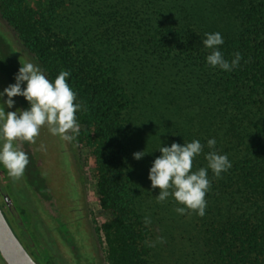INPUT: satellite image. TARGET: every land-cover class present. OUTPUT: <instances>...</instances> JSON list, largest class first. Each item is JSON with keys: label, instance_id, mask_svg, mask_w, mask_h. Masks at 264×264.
<instances>
[{"label": "trees", "instance_id": "obj_1", "mask_svg": "<svg viewBox=\"0 0 264 264\" xmlns=\"http://www.w3.org/2000/svg\"><path fill=\"white\" fill-rule=\"evenodd\" d=\"M0 17L50 81L70 70L107 264H168L145 241L156 222L174 229L185 214L172 196L157 202L149 170L161 146L194 139L204 148L193 171L213 150L232 166L208 169L205 215L184 222L202 249L179 264H264V0H0ZM216 32L225 59L242 55L232 71L207 63L205 33Z\"/></svg>", "mask_w": 264, "mask_h": 264}, {"label": "clouds", "instance_id": "obj_2", "mask_svg": "<svg viewBox=\"0 0 264 264\" xmlns=\"http://www.w3.org/2000/svg\"><path fill=\"white\" fill-rule=\"evenodd\" d=\"M203 41L205 47L212 49L207 55V63L211 67H219L225 71H232L239 66L242 55L239 51L233 54L229 62L219 50L224 43L219 32L205 33ZM15 76L16 82L9 84L0 92V98L7 95V100L0 103V164L7 169L8 176L14 181L20 180L29 164L28 154L22 150L20 142L35 144L42 127L47 126L48 131L59 136L61 140L73 142L79 135L80 126L77 122V112L82 104L77 102V93L68 83L70 70H61L54 82L50 81L45 73L34 63H21ZM26 82L25 87L21 84ZM23 96L29 102L30 108L17 111H5L4 105L12 108L15 96ZM86 110V109H85ZM210 149H215L214 138L207 141ZM204 145L199 140H192L183 145L173 142L171 146H161L162 153L156 157L150 170L149 179L153 189L159 188L158 203H163L172 196L184 207H177L178 214H185L186 210L195 212L201 217L205 215L207 206L206 193L210 190L211 181L208 178V169L216 177L231 168V162L226 154L209 151L206 155L208 167H201L193 171V161L203 151ZM39 151H46L41 144ZM145 152H136L134 157L140 159ZM145 226L152 223L151 216L143 218ZM165 238L158 236L155 241H145L147 247L154 248L163 244Z\"/></svg>", "mask_w": 264, "mask_h": 264}, {"label": "flooded vegetation", "instance_id": "obj_3", "mask_svg": "<svg viewBox=\"0 0 264 264\" xmlns=\"http://www.w3.org/2000/svg\"><path fill=\"white\" fill-rule=\"evenodd\" d=\"M2 21L4 20L0 17V74L8 86L16 82L15 76L21 63H37L24 49L12 28ZM25 86L26 82L21 84L22 88ZM15 100L17 110L30 108L25 97L18 95ZM43 130L41 128L40 135ZM17 143L29 156L24 176L14 181L8 176L7 169L0 164V172L5 179L3 182L0 173V209L13 224V228L37 256L42 253V249L33 246L32 236L42 240L43 251L47 256L43 264H103L96 244L97 226L92 227L91 224L93 218L90 219L87 208L83 176L71 143L64 141L63 144L69 152L77 178V194H72L71 190L65 192L64 188L60 199L42 172V168H46V160L44 152L38 150L39 141L36 140L35 144L26 141ZM56 174L59 181L65 179V172L58 166ZM82 248L85 254L81 253ZM2 262L6 264L3 260Z\"/></svg>", "mask_w": 264, "mask_h": 264}, {"label": "rangeland", "instance_id": "obj_4", "mask_svg": "<svg viewBox=\"0 0 264 264\" xmlns=\"http://www.w3.org/2000/svg\"><path fill=\"white\" fill-rule=\"evenodd\" d=\"M29 4H33L36 0H26ZM41 3H44V0H39ZM3 24H6L4 21H2ZM5 79L2 78L0 74V92H3L4 88L7 87ZM8 84V83H7ZM9 85V84H8ZM15 103L12 108H8L5 104V111H17L16 106L17 102L15 100V97L12 98ZM7 100V95L4 94L2 98H0V103H3V101ZM44 128L42 135H39L37 137V142L39 141L38 146L40 147L41 144H44L46 146V151H42L45 154V160H46V168H42V172L47 176L46 179L51 184L52 189L55 191L56 195L60 198L63 197V189L65 188V192L67 190H71L72 194H77L76 184H77V178L75 175L74 169H72V163L70 161V156L68 150L64 147V141L60 139L59 136L52 135L49 131L47 126L42 127ZM71 146L74 149V153L76 154V158L78 161V168L80 170L81 175L83 176V183H84V190L87 198V208L88 212L90 214V219L93 222H91L92 227L98 226L102 223V217H103V211L101 209V206L99 204V200L96 196V175L93 169L92 161L90 157L88 156V148L85 146H81L77 140H74L71 142ZM59 147V148H58ZM60 167L65 172V179H62V181H59V179L56 177V168ZM1 173V172H0ZM1 176L3 177V174L1 173ZM4 182V177H3ZM1 183V182H0ZM2 184V183H1ZM0 184V185H1ZM71 184V185H69ZM2 187V185H1ZM71 188V189H70ZM184 207V205L182 206ZM185 213L184 222L187 219L189 215V210H186ZM163 222L165 220H162ZM181 219L180 227L177 225V223L174 224L175 228H168L166 225L162 224L161 222H156L154 224V231H155V237L162 236L165 238V242L163 244H157L156 251L158 250L159 253H161L163 250H165L167 263L168 264H175L174 260H178L177 264L179 262H185V259L182 258V254H184L186 251L195 249L196 253H198L202 249V245L200 239L196 243L194 241H190L187 237L191 235L190 231H188V227L185 225ZM80 225L82 224L79 222ZM10 225L13 228V224L10 222ZM181 228V229H180ZM167 230L170 232L173 237L170 240H166V236L163 234L164 230ZM15 234L18 236L19 240L23 244L24 248L27 250V252L30 254L32 259L37 264H43V261H46V254L43 251V245L42 240H38L34 236H32V242L33 246L37 248L42 249V253L40 252L37 256L35 253H33L29 246L21 239L18 232L13 228ZM98 235H96V244L99 250V255L101 257V260H103V264H107L105 260V253H104V247H105V239L103 232L99 230ZM82 237L80 234L78 235ZM31 237V236H30ZM85 238V237H83ZM81 242L83 243V240L81 239ZM200 242V244H199ZM81 253L85 254L84 248L81 249ZM199 255L194 257V260L197 259ZM0 264H4L0 257ZM187 264V263H183Z\"/></svg>", "mask_w": 264, "mask_h": 264}, {"label": "water", "instance_id": "obj_5", "mask_svg": "<svg viewBox=\"0 0 264 264\" xmlns=\"http://www.w3.org/2000/svg\"><path fill=\"white\" fill-rule=\"evenodd\" d=\"M0 257L6 264H37L24 248L1 209Z\"/></svg>", "mask_w": 264, "mask_h": 264}]
</instances>
